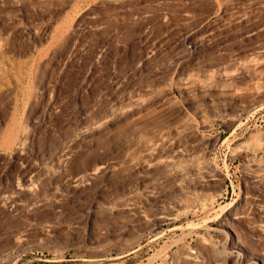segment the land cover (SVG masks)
I'll list each match as a JSON object with an SVG mask.
<instances>
[{
  "label": "rangeland",
  "instance_id": "obj_1",
  "mask_svg": "<svg viewBox=\"0 0 264 264\" xmlns=\"http://www.w3.org/2000/svg\"><path fill=\"white\" fill-rule=\"evenodd\" d=\"M0 264H264V0H0Z\"/></svg>",
  "mask_w": 264,
  "mask_h": 264
}]
</instances>
